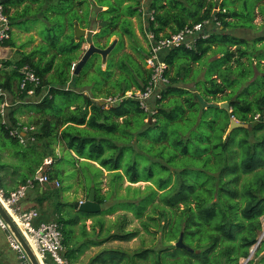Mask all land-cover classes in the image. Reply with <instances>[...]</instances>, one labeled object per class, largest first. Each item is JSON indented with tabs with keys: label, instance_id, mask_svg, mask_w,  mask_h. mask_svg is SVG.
<instances>
[{
	"label": "trees",
	"instance_id": "16d2710c",
	"mask_svg": "<svg viewBox=\"0 0 264 264\" xmlns=\"http://www.w3.org/2000/svg\"><path fill=\"white\" fill-rule=\"evenodd\" d=\"M2 5L11 27L40 22L44 37L37 33L40 42L9 72L0 70V86L13 101L26 97L19 90L20 67L40 80L32 102L9 109L5 121L0 115V190L8 195L39 172L58 182L50 196L67 263L75 264L94 247L100 249L87 264H240L247 259L264 217V119L252 120L255 113L264 115V35L249 41L225 31L257 27L253 22L257 14L264 20V0H8ZM136 17L146 19L154 40L203 20L218 22L191 48L160 53L166 82L147 110L125 95L147 85V51L132 42L133 52L123 51L119 32V47L104 64L94 54L73 75L85 51V40L74 37L75 25L96 30L106 22L92 37L94 46L104 49L118 22ZM6 44L13 45L11 38ZM108 98L115 101L106 103ZM21 115L23 125L34 127L22 137L24 143L9 133ZM232 122L249 128L230 129ZM47 158L51 163L44 165ZM73 187L85 199L93 189L101 211L85 213L76 201L56 200ZM117 211L123 213L107 221L105 216ZM128 213L137 228L127 230ZM141 233L154 240L159 234L158 241L132 251L103 245L129 242ZM180 236L184 247L175 246ZM263 250L264 239L254 257ZM246 264H264V254Z\"/></svg>",
	"mask_w": 264,
	"mask_h": 264
},
{
	"label": "built area",
	"instance_id": "2783aa9c",
	"mask_svg": "<svg viewBox=\"0 0 264 264\" xmlns=\"http://www.w3.org/2000/svg\"><path fill=\"white\" fill-rule=\"evenodd\" d=\"M147 15L149 16L151 14L148 13ZM213 26H218V22L215 19L212 21L203 20L183 28L168 38L159 40H154V36L150 32L145 31L148 53L144 59V64L150 71V79L143 90L130 91L125 95L135 97L139 101L140 106L147 110L148 102L160 97V89L166 82L164 74L167 70V64L160 58V53L180 46L191 48L197 39L208 37L211 32L210 28ZM12 31V27L0 0V50L10 40ZM3 63L2 57H0V70L4 69ZM73 67L74 65L72 69ZM17 71L21 76L19 83L20 92L23 91L26 93L25 98L34 97L35 89L40 84L39 78L27 66L20 67ZM28 85L31 87L27 88ZM113 101L115 99L108 98L105 100L106 103H112ZM22 103H26L25 100L13 101L11 93L0 86V115L4 121L6 120L8 110ZM261 119H264V115L262 116L260 113H255L252 116L253 122H258ZM33 130V126L17 123V127L10 130L9 133L10 135L18 136L20 142L24 143L22 137ZM50 163L51 159L49 158L44 161V165H49ZM39 174V177L36 175L33 180H28L8 195H4L0 190V204L20 232L39 264H46L48 260L53 264H68L63 257L64 246L62 244V234L59 224L53 219H40L39 212L34 208L22 209L21 207V201L26 197L27 191L34 186L35 182L39 185L51 183L48 181L44 172H39ZM52 183L56 187L59 186L57 181H53ZM82 202L80 201L78 204ZM0 229L8 233L7 241L9 247L16 252L20 264H31L19 243L8 231L7 225L1 219Z\"/></svg>",
	"mask_w": 264,
	"mask_h": 264
},
{
	"label": "rangeland",
	"instance_id": "374dc122",
	"mask_svg": "<svg viewBox=\"0 0 264 264\" xmlns=\"http://www.w3.org/2000/svg\"><path fill=\"white\" fill-rule=\"evenodd\" d=\"M148 16V15H147ZM146 19L139 20L137 17L132 18L130 20H120L118 22V26L115 28L117 32H114V36L111 37V41L119 40L120 35L122 36V41H123V51L125 52H133L131 49V42L138 44L141 48H143L145 51L148 53V45H147V38L146 36L144 37L145 31H147V24H146ZM257 27L249 29V28H228L225 32L237 37L244 38L246 40H252L256 36H262L264 35V28H260L262 24H264V20L262 19V16L257 14L255 16L254 22H253ZM140 25L142 26V31L140 30ZM43 24L40 22L36 23H28V22H21L15 25H12V35H11V40L13 42V45L9 44H4L3 47L0 50V57H2L3 62H6L10 65L4 66L5 71L9 72L13 68V63L20 58L21 54L24 52H28L32 49L33 46L37 45L40 42V38L38 36L41 35L44 37L42 34L43 31ZM95 27L94 29H96ZM128 29L130 32L134 34L135 37L130 38L123 30ZM211 30L213 27L210 28ZM98 31V29L94 30ZM120 35H119V33ZM38 33V34H37ZM87 45L86 43L83 44V48L86 49ZM116 50L119 47L116 46ZM114 47V48H115ZM257 76H262V71H257L256 72ZM190 87V86H189ZM26 104L28 102H32V99L30 98H25L24 99ZM17 107L20 105H16ZM14 106V107H16ZM24 111V110H23ZM25 119V116H24ZM25 121V120H24ZM59 153V149L56 150V154ZM106 178L103 179L105 181ZM68 184V181H65L63 183V186H66ZM45 185V184H44ZM88 185V184H87ZM140 185L143 187L145 183H138L135 184V186ZM40 185H35L33 188V193L35 197H30L33 198L34 202H36V210L39 213H42L43 215H46L49 219H54V203L55 201L51 200L50 198L45 197L44 200H40V196L37 194V189ZM62 186V185H61ZM62 186V187H63ZM58 187V186H57ZM30 189V190H31ZM55 189L52 185L48 184L46 185V195H50V191ZM107 188L105 187L102 191L104 192ZM123 193V191H121ZM29 193V190L27 191V194ZM30 194V193H29ZM43 197V196H42ZM53 199V198H52ZM85 193L81 189H75V187L71 188L70 190L67 191H61L59 192L58 197L56 198L57 201L60 202H65V203H71V202H80V201H85ZM123 212L117 211L111 216H105L107 221H112L116 218L118 214H121ZM128 216L131 219V224L127 226V230L134 229L138 227V223L136 220L131 218V214L128 213ZM91 221H87L86 225L89 227ZM261 224L262 228L261 231L258 235V240L261 241L264 239V217L261 218ZM89 229V228H88ZM159 234L155 236V240L152 239V237L141 233L137 238H134L133 240L129 242H118V241H113V242H106L103 245L104 246H110V247H115V248H122L128 251L135 250L140 247H150L151 245L155 244L158 241ZM8 241L5 242L4 246L2 247V254L4 257V261L6 264H12V261L15 262V264H20L17 254L15 251L11 250L9 247V244L7 243ZM100 249V247H94L90 248L87 250L83 255H81L78 260L75 262V264H87L90 259L97 253V251ZM254 249V246L251 248V250ZM250 250V251H251ZM254 250L252 255L250 256V259L253 261H256L261 255L264 254V250L260 253L259 256L254 257ZM11 259V260H10ZM249 259V260H250ZM246 259L241 260L240 264H244ZM247 263V262H246Z\"/></svg>",
	"mask_w": 264,
	"mask_h": 264
},
{
	"label": "water",
	"instance_id": "95a60500",
	"mask_svg": "<svg viewBox=\"0 0 264 264\" xmlns=\"http://www.w3.org/2000/svg\"><path fill=\"white\" fill-rule=\"evenodd\" d=\"M4 1H8V0H1V2ZM243 5L245 6V2H243ZM104 26H106V22H101L97 25V28H103ZM97 31H94L92 29L89 30H83L80 29L78 27V25L74 26V37L76 40H79L81 38H83L85 40V43L87 45L82 57L80 58V60L78 61L74 71H73V75H76L78 73V71L85 65V63L89 60V58L91 56H93L94 54H98L101 57V62L104 64L106 62V59L108 57V55L110 54V52L114 49L115 45H116V40H113L106 48L104 49H99L97 47L94 46L92 37L93 35L96 33ZM221 107H227V103H221L220 104ZM235 127H244V128H249L248 124H240L237 122H232L230 125V129L235 128ZM40 174H37V177H39ZM102 209V205L97 204L94 201V190L90 189V191L87 194V197L85 199L84 202L80 203L78 205L77 210L81 211V212H85V213H91V214H95L100 212ZM0 219L7 225L8 227V231L13 235V237L17 240V242L19 243V245L21 246L22 250L24 251V253L26 254V256L28 257L29 261L31 262V264H39L36 260V258L34 257L33 253L31 252L30 248L28 247L27 243L25 242V240L23 239V237L21 236L20 232L18 231V229L16 228V226L13 224V222L11 221V219L8 217V215L6 214L5 210L2 208L1 204H0ZM260 242V241H259ZM259 242H257L254 245V249L258 246ZM176 247H184L183 243H182V237L180 236V238L178 239V241L175 243ZM253 250L250 251V254L248 256V258L246 259L245 263L250 259V256L253 253Z\"/></svg>",
	"mask_w": 264,
	"mask_h": 264
},
{
	"label": "crops",
	"instance_id": "0c3cea01",
	"mask_svg": "<svg viewBox=\"0 0 264 264\" xmlns=\"http://www.w3.org/2000/svg\"><path fill=\"white\" fill-rule=\"evenodd\" d=\"M19 123H24V116L21 115L19 116ZM38 174V173H37ZM48 184V183H47ZM47 184H43V185H40L37 189V194L38 196H40V200H44L45 197L47 198H50L51 196L50 195H46V185ZM49 185H52L53 187L54 184L51 182L48 184ZM33 188V187H32ZM30 193V194H29ZM29 193L26 195V197L21 201V207L22 209H29V208H34L36 209L34 206H36V202H34V200H32L33 198H30V197H35L34 193H33V190H29ZM43 196V197H42ZM46 200V199H45ZM51 200L54 201V199H52L51 197ZM85 200V199H84ZM40 215V219L42 220H51L49 219L46 215H43L42 213H39ZM7 236H8V233L6 231H3L0 229V264H6V262L4 261V257H3V254H2V247L4 246L5 242L7 241ZM8 243V242H7ZM11 260V259H10ZM12 264H15V262L12 261Z\"/></svg>",
	"mask_w": 264,
	"mask_h": 264
}]
</instances>
